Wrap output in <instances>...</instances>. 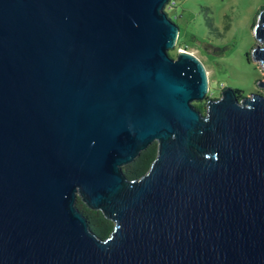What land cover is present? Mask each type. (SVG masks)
<instances>
[{"label": "water", "instance_id": "1", "mask_svg": "<svg viewBox=\"0 0 264 264\" xmlns=\"http://www.w3.org/2000/svg\"><path fill=\"white\" fill-rule=\"evenodd\" d=\"M168 2L0 0V264H264V94L202 114ZM254 33L264 67V8Z\"/></svg>", "mask_w": 264, "mask_h": 264}, {"label": "rangeland", "instance_id": "2", "mask_svg": "<svg viewBox=\"0 0 264 264\" xmlns=\"http://www.w3.org/2000/svg\"><path fill=\"white\" fill-rule=\"evenodd\" d=\"M168 8L180 29L170 56L176 58L177 52L187 51L207 71V97L193 104L219 98L225 88H238L244 97L264 94V87L258 85L264 81V67L253 58L258 44L254 28L264 0H173Z\"/></svg>", "mask_w": 264, "mask_h": 264}, {"label": "trees", "instance_id": "3", "mask_svg": "<svg viewBox=\"0 0 264 264\" xmlns=\"http://www.w3.org/2000/svg\"><path fill=\"white\" fill-rule=\"evenodd\" d=\"M173 0H169L168 5ZM168 5L165 6L167 13ZM168 15V13H167ZM169 16V15H168ZM170 18V17H169ZM171 19V18H170ZM172 20V19H171ZM237 96L242 99L243 93L240 89H235ZM194 106L202 113L206 112L205 103H196ZM157 155V143L153 142L145 150H143L131 163L123 166V172L128 179L139 178L145 174ZM77 207L87 217L91 229L101 238H107L114 229V223L104 216L100 210H92L88 208L79 198L77 200Z\"/></svg>", "mask_w": 264, "mask_h": 264}]
</instances>
